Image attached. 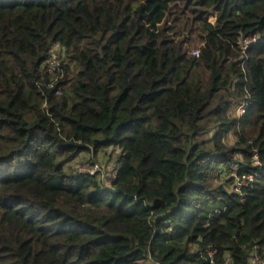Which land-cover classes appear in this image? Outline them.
<instances>
[{"label": "trees", "instance_id": "obj_1", "mask_svg": "<svg viewBox=\"0 0 264 264\" xmlns=\"http://www.w3.org/2000/svg\"><path fill=\"white\" fill-rule=\"evenodd\" d=\"M109 149L112 189L66 167ZM251 259L264 0H0V264Z\"/></svg>", "mask_w": 264, "mask_h": 264}, {"label": "rangeland", "instance_id": "obj_2", "mask_svg": "<svg viewBox=\"0 0 264 264\" xmlns=\"http://www.w3.org/2000/svg\"><path fill=\"white\" fill-rule=\"evenodd\" d=\"M188 34V33H187ZM189 38L188 46L189 49H192L193 51L199 50V47L196 46V39L194 37H191L189 34L187 35ZM247 46V45H246ZM60 49L54 48L52 51V59L49 62V65L51 67V71L54 70H59L58 65L61 63V61H56V57L59 55ZM243 109L239 108L237 110L236 116L239 117L240 114L242 113ZM226 143L228 145H233L235 143V139L232 135H229L226 138ZM116 150L114 149H109L105 150L101 153L98 154L96 157V160L98 162V169L101 170L102 172L97 175L96 178L97 182L103 187L104 189H112V179L114 176V170L116 165ZM94 159V155L92 153H84L79 155L75 160L69 162V166L67 165L66 167H69V170L72 171L73 173L75 172H80V171H85L87 168H89V163L88 160ZM237 167H234L233 169H236ZM235 185L240 186L242 185V182L240 180H236ZM150 264H153L152 262ZM250 264H259L256 262L254 259L250 260Z\"/></svg>", "mask_w": 264, "mask_h": 264}, {"label": "built area", "instance_id": "obj_3", "mask_svg": "<svg viewBox=\"0 0 264 264\" xmlns=\"http://www.w3.org/2000/svg\"><path fill=\"white\" fill-rule=\"evenodd\" d=\"M193 55L195 57H198L199 56V50H195L193 52ZM89 163V162H88ZM89 168H87V170L85 171H80V172H75L77 175L79 176H86V177H90V178H94L96 177L97 175H99L102 171L98 169L99 165L98 164H95V165H91L89 164ZM117 167V166H116ZM115 167V170H114V176H113V179L112 181H114L116 179V176H117V168ZM111 181V182H112Z\"/></svg>", "mask_w": 264, "mask_h": 264}, {"label": "bare ground", "instance_id": "obj_4", "mask_svg": "<svg viewBox=\"0 0 264 264\" xmlns=\"http://www.w3.org/2000/svg\"><path fill=\"white\" fill-rule=\"evenodd\" d=\"M48 3V2H47ZM61 4V3H60ZM66 14V13H65ZM65 18H66V16H65Z\"/></svg>", "mask_w": 264, "mask_h": 264}]
</instances>
